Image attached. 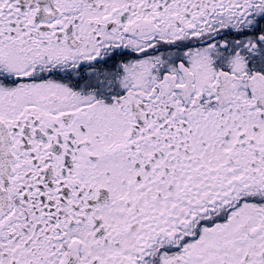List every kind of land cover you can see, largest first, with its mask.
<instances>
[{"label":"snow or ice","instance_id":"snow-or-ice-1","mask_svg":"<svg viewBox=\"0 0 264 264\" xmlns=\"http://www.w3.org/2000/svg\"><path fill=\"white\" fill-rule=\"evenodd\" d=\"M0 264H264V0H0Z\"/></svg>","mask_w":264,"mask_h":264}]
</instances>
